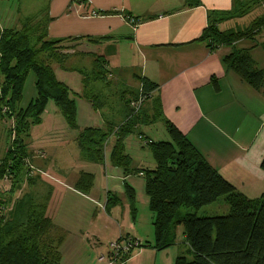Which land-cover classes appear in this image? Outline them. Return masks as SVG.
<instances>
[{
	"label": "crops",
	"instance_id": "crops-1",
	"mask_svg": "<svg viewBox=\"0 0 264 264\" xmlns=\"http://www.w3.org/2000/svg\"><path fill=\"white\" fill-rule=\"evenodd\" d=\"M78 1L74 11L76 22H67L70 14L65 12L70 7L69 4L49 5L46 39L82 38L78 41L80 44L77 43L81 47L93 46L95 51H78L79 53L102 56L109 71L133 72L134 87L137 85L136 89L131 87L133 91L140 88L139 78H146L156 84L158 88L146 99L150 101L149 106L142 107L137 129L159 121L170 141L166 122L171 123L240 194L249 200L259 198L264 192V169L260 166L264 158V91L256 90L244 82L238 74L224 66L223 60L234 47L250 49L255 65L264 70V27L253 38L240 39L232 46L224 45L211 51L204 41L199 40L202 31L214 21L221 32L235 30L231 21L244 17L247 13L224 16L223 14L234 11V0H197L198 6L191 7L187 4L188 0H155L157 7L151 6L144 10H136L126 0H121L120 4L117 0ZM263 14L264 11L261 15ZM64 17L67 23L57 26L56 23ZM89 39H99L100 42H91ZM72 52L69 51L70 54ZM57 71H54L56 79L69 88L76 105L75 121L78 129L72 131L68 139L66 137V143L72 141L79 151V155L75 157L71 154L73 152L62 150L68 158L62 157L61 164L68 170L66 176H71L72 170H76L74 179L70 177L69 183L60 179L43 182L44 187L50 191L46 201V215L63 236L60 245L61 264H80L83 253V264H100L97 257L101 248L96 245H100L101 240L107 236H110L107 238L110 242L128 237L140 245L143 240L149 244L148 247L122 255L123 259L118 264H174L179 255L173 257L168 251L184 243L189 252L182 228L176 229L174 245L165 250L154 249L153 216L148 208L145 179L140 172H124L122 168L111 163L117 129L127 114L123 105L128 103L129 108L133 107V91L128 88L122 92L121 103L117 109H108L103 101L97 109L94 102L84 97L88 87L80 73L65 71L59 65ZM58 73L62 74V79L58 78ZM71 74L78 76L76 90L71 89L67 81H64V75L67 79ZM109 74L107 75L110 76ZM94 88L103 92L99 86ZM83 112L88 117L84 126L79 125L84 117ZM58 113L61 112L55 105L53 114L59 117ZM87 128L105 132L112 130L104 142L103 160L100 162L90 160L89 153L78 146V137ZM131 133L123 141L124 154L130 158L128 171L153 170L156 164L147 146V142L153 140L148 139L141 143V147L148 149L142 152L150 155L143 160L134 157L131 150H127L130 146L127 139ZM48 151L53 167V154L57 152L59 155V150ZM49 167L45 168L48 170ZM81 174L93 176L91 188L86 192L75 187ZM128 187L134 192L135 200L146 203L150 214L146 215L145 220L152 227L148 233L137 229L136 222L140 220L135 216L130 217L131 212L117 214L119 204L110 211L105 210L108 197H115L119 203L125 201L129 204ZM27 189L33 190L28 185ZM22 192L23 189L16 190V198L22 196ZM74 199L88 207L94 205L95 211L88 214L86 226H77L73 222L76 212L74 217L63 222L61 226L55 221V215L64 209V214L70 212L73 215L71 206ZM72 227L76 228L71 229ZM103 252L108 253L109 250L105 248Z\"/></svg>",
	"mask_w": 264,
	"mask_h": 264
},
{
	"label": "trees",
	"instance_id": "trees-1",
	"mask_svg": "<svg viewBox=\"0 0 264 264\" xmlns=\"http://www.w3.org/2000/svg\"><path fill=\"white\" fill-rule=\"evenodd\" d=\"M249 3L234 0V11L223 15H244L252 6H249ZM187 4L190 7L198 6L199 1L188 0ZM263 27L264 14L245 30L231 29L221 32L214 21L202 31L199 40L204 41L212 51L220 46H232L240 39L253 38ZM46 32L47 23L40 19L27 20L20 30L0 31V115L7 116L8 113L4 114L2 110L4 107L8 108L10 113L15 114L17 123L12 144L0 161V181L11 179L8 190L0 193V264L61 262L60 245L63 236L54 232V224L46 215L49 189L47 194L43 195L44 199L34 190L23 191L22 196L18 198L13 196L16 190L21 189L17 183L21 180L23 168L27 163L28 153L23 144L24 136L31 126L41 122L40 117L47 103L54 102L69 128L78 129L72 93L66 85L56 79L51 65L55 63L65 71L80 73L86 87L107 83L106 61L102 56L76 51L68 53L72 48L65 44L78 42L82 38L47 40ZM89 40L100 42L99 39ZM74 56L93 58L90 69L66 66V60ZM223 62L224 66L233 70L252 88L264 91V70L257 68L250 49L234 47ZM29 72L35 75L36 95L29 105L22 109L18 108L17 104L22 98ZM139 82L140 88L132 92L135 105L146 100L158 88L146 78H139ZM84 97L94 102L97 109L101 107L98 96L86 94ZM123 106L127 114L117 129V141L111 152V163L122 168L124 172H140L145 179L148 208L153 216V248L160 251L174 245L176 229L181 227L189 246L190 257L178 256L174 264H264V192L253 200L240 194L169 122H166V129L170 141L147 142L156 164L155 168L128 171L130 158L124 154L123 141L140 123L141 113L139 109L136 111L135 108H129L128 103ZM110 132L112 130L105 132L87 128L80 133L78 146L89 153L90 160L100 162L103 160V145ZM260 166L264 169V158ZM37 180L28 178L27 185L37 189ZM92 181V175L81 174L75 187L86 192L91 188ZM127 194L130 210L134 214V192L129 187ZM219 197H223L228 205L226 215L198 217L195 214H183L181 211L183 208L198 210L216 202ZM41 199L43 202H40ZM118 204L117 198L108 197L105 210L109 211V207ZM148 246L146 243L142 247Z\"/></svg>",
	"mask_w": 264,
	"mask_h": 264
},
{
	"label": "rangeland",
	"instance_id": "rangeland-1",
	"mask_svg": "<svg viewBox=\"0 0 264 264\" xmlns=\"http://www.w3.org/2000/svg\"><path fill=\"white\" fill-rule=\"evenodd\" d=\"M117 1L119 4L121 3V0H117ZM242 1L243 2L245 1L246 3L250 2L252 6L255 7L247 9L248 11L244 17H237L234 19V21L233 20L231 21L232 26L239 30L245 29L247 26H249L253 22V20L256 19L258 16H260L264 11L263 8L264 3L262 0H242ZM78 2H79L78 0H0V31L3 29L20 30L22 26L25 24V22L29 19H34L35 21L40 19L43 20V22L45 21V23H47L46 22L48 21L47 10L49 5L50 6L53 5V3H58L61 5L69 4L70 7H68V9L65 12V14L67 15L70 14V17L68 18L67 22H72V21L76 22V19L74 18L75 17L74 11ZM114 2H116V0ZM126 2H128L136 10L139 9L144 10L145 8L151 6L157 7V1L155 0H126ZM65 20L66 19L64 17V19L58 21V23H56L57 26L67 23ZM78 43L69 42L65 45L72 48L70 51L73 52L86 51V50L92 52L95 51V48L93 46L81 47V45H79L80 43L79 44ZM92 62H93V58L91 57L80 58L78 56H74L66 60V66L70 68L71 67L78 69L85 68L89 70L92 65ZM51 67L53 71H55L56 73L58 72L57 64L53 63ZM108 71L109 69L107 70V72ZM109 72H110L109 74L110 76L107 75L106 85L102 83H99L98 85L91 84L86 89L85 93L89 96L91 95L98 96L99 101H103L104 103H106L108 109L113 110V109H117L118 105H120L121 103L120 95L122 94V92L127 90L128 88L130 91H133L134 89L137 88V85L134 87L135 82L132 80L134 79L132 71L121 73V72H115L114 70H110ZM58 78L62 79L61 73L60 74L58 73ZM77 78L78 76L76 74H71L70 78H67L68 79L67 80L64 75V81H67L69 87H71V89L74 90L77 89V84H78ZM1 84H2V78L0 76V88H1ZM94 86L101 87L103 92L95 89ZM131 87H134V89H132ZM35 95H36L35 75L33 72H29L24 83L22 98L20 102L17 104V107L22 109L26 108L31 102V100L35 97ZM145 101L140 104L139 112H141L142 107L145 108V106H149L150 101L149 100H147L146 102ZM54 108L55 105L52 102H49L45 108L46 113H44L40 117L41 122L38 125L31 126L27 135L24 136L23 144L25 145L24 148L28 153V157L26 158L27 163H25V166L23 168L21 180L17 179L19 183L16 182L19 186H21V189H23V191H26L29 190L27 189V179L28 178L38 179L36 181L37 185L35 186L37 189L34 188L33 190L37 194L42 195L43 199H44L43 195L47 193V188L44 187L43 182L46 181L54 182V181H58L57 179H60V180H65L69 183L71 178L74 179L76 175V170H72L71 176H66L68 170L64 168L65 165H62L61 161H63V158L67 159L68 156L63 154L62 150H69V153L73 152L71 154H74L75 157L79 155L78 147H76V145L72 141L66 143V137L68 139V136L71 135V132L74 130L69 128V126L65 122V118L61 113H58L59 117H56L53 114ZM119 108L123 110L122 106H119ZM2 112L4 114L8 113V115L7 116L0 115V161L5 157L8 148L12 144V140L15 134L14 130L16 129V125H17L15 114L13 115L12 112L10 113L9 109L8 108L5 109V107L3 108ZM83 113H84V117L82 118L81 122L79 121L80 123L79 122L78 123L79 125L84 126L86 125L85 123L88 117L87 115H85V112ZM117 119L118 116L116 117V120ZM137 128L138 127H135V129H133L131 135L127 139V143L130 144L127 150H131V153H133L134 157H138L145 160L148 158V156H150L142 152V150H148L146 147H141V143L144 142L145 140L152 139L153 141H169L168 135L166 134V131H164V128L162 127L159 121H155L148 126H142L139 129ZM11 129H12V134H11ZM140 137H143L144 139L140 140L139 139ZM64 142L65 144H63ZM48 150H59V155H57V152L53 154V158H54L53 167L49 157L50 152ZM50 164L51 166L49 167ZM61 165L62 167H60ZM45 167H49V169L47 170ZM10 180L6 178L0 181V193L8 190L9 186L11 185ZM13 196L16 197L17 196L16 193ZM57 198L58 195L56 199ZM74 200L71 206V211L73 212V215L70 212L64 214V212H66L65 209L64 211H60L56 213L55 221L61 226H63L62 225L63 222H66L68 219L74 217V212H76L75 214L76 222L75 221L73 222L75 224L77 223V226H86V219L88 217V214L94 213L95 211L94 205L88 207L84 203L82 202L77 203L76 199ZM65 201L63 202L64 206L66 203ZM40 202H43V200L41 199ZM128 206L130 209V202L129 204L125 203V201L123 203H119L118 206L119 211H117V214L118 212L119 213L128 212L129 214L131 210L128 209ZM135 208H136L135 213L132 214L131 212L129 216L130 217L135 216L136 218H138L140 221L139 222L135 221L137 229H140L144 233H148L150 230L149 228H151L152 230V227L151 225L149 227L148 223H146L145 220L146 215L150 214L149 211L146 209V203L142 200H135ZM111 209H113V207L111 208L109 207V211ZM181 211L183 214L190 213V214H195L198 217L220 216V215L228 214V205L226 201L223 200V197H219V199L216 200V202L201 207L198 210L183 208ZM124 219H126V217ZM132 222L135 223L134 221ZM98 226L100 227L101 225ZM75 228L76 227H72L71 229H75ZM54 232L60 234V230L54 229ZM108 237L110 236H107L105 239L101 240L100 245H96L99 246V248H101V251L98 253L97 258L101 262L100 264H118L120 260L123 259L122 255L125 254L116 255L114 252H111L109 250L108 245L112 241L111 242L108 241L109 240L107 239ZM143 241L144 242H142L141 245L139 244L138 248H135L136 250H140L141 247L146 244V240ZM105 248L106 250L107 249L109 250L108 253L103 252ZM133 250H130L129 253L130 252L132 253ZM168 253H170L173 257L176 255L190 257V253L187 252V247L184 243L183 244L181 243L177 247H174L171 251H168ZM84 254L85 253H83V257L81 258L80 264H83L84 262L85 259Z\"/></svg>",
	"mask_w": 264,
	"mask_h": 264
},
{
	"label": "built area",
	"instance_id": "built-area-1",
	"mask_svg": "<svg viewBox=\"0 0 264 264\" xmlns=\"http://www.w3.org/2000/svg\"><path fill=\"white\" fill-rule=\"evenodd\" d=\"M133 22V21H132ZM140 102L137 103V105L133 104L132 108H135L137 111L140 106ZM139 242L129 239L128 237L122 238L118 241L109 243L108 247L111 252H114L116 255L119 254H128L130 250H133L135 248H138ZM120 257V256H119Z\"/></svg>",
	"mask_w": 264,
	"mask_h": 264
}]
</instances>
